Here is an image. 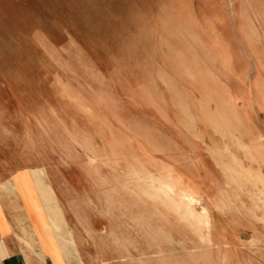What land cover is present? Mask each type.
Returning a JSON list of instances; mask_svg holds the SVG:
<instances>
[{
  "label": "rangeland",
  "instance_id": "1",
  "mask_svg": "<svg viewBox=\"0 0 264 264\" xmlns=\"http://www.w3.org/2000/svg\"><path fill=\"white\" fill-rule=\"evenodd\" d=\"M38 167L141 264H264V0H0V172Z\"/></svg>",
  "mask_w": 264,
  "mask_h": 264
},
{
  "label": "crops",
  "instance_id": "2",
  "mask_svg": "<svg viewBox=\"0 0 264 264\" xmlns=\"http://www.w3.org/2000/svg\"><path fill=\"white\" fill-rule=\"evenodd\" d=\"M112 198V204L77 205L73 197L66 203L44 168L4 169L0 264H141V253L126 248L134 241L126 237L131 228L118 212L127 209Z\"/></svg>",
  "mask_w": 264,
  "mask_h": 264
},
{
  "label": "bare ground",
  "instance_id": "3",
  "mask_svg": "<svg viewBox=\"0 0 264 264\" xmlns=\"http://www.w3.org/2000/svg\"><path fill=\"white\" fill-rule=\"evenodd\" d=\"M43 191V190H42ZM41 191V192H42ZM44 193H45V191H43ZM184 198L185 199H187V200H189V201H192L193 200V198L191 197V196H188V195H186V196H184Z\"/></svg>",
  "mask_w": 264,
  "mask_h": 264
}]
</instances>
